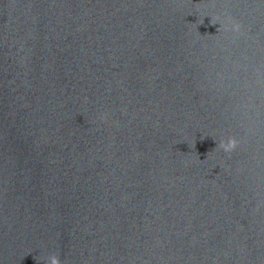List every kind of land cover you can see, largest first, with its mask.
<instances>
[{
  "label": "water",
  "instance_id": "water-1",
  "mask_svg": "<svg viewBox=\"0 0 264 264\" xmlns=\"http://www.w3.org/2000/svg\"><path fill=\"white\" fill-rule=\"evenodd\" d=\"M53 254L264 264V0H0V264Z\"/></svg>",
  "mask_w": 264,
  "mask_h": 264
},
{
  "label": "clouds",
  "instance_id": "clouds-1",
  "mask_svg": "<svg viewBox=\"0 0 264 264\" xmlns=\"http://www.w3.org/2000/svg\"><path fill=\"white\" fill-rule=\"evenodd\" d=\"M229 22L221 21L220 17H213L211 19V23L213 25L219 23L220 27L218 30L221 31H229V32H236L239 33L241 31V25L236 22H232L231 17L228 18ZM240 141L235 137H229L226 140H222L219 142V147L222 148L225 152L231 153L233 152L239 145ZM48 264H61L60 258L53 254L48 257Z\"/></svg>",
  "mask_w": 264,
  "mask_h": 264
}]
</instances>
